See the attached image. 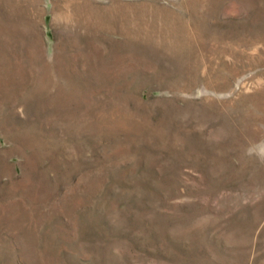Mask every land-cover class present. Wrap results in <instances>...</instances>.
Returning <instances> with one entry per match:
<instances>
[{"label": "rangeland", "instance_id": "rangeland-1", "mask_svg": "<svg viewBox=\"0 0 264 264\" xmlns=\"http://www.w3.org/2000/svg\"><path fill=\"white\" fill-rule=\"evenodd\" d=\"M0 264H264V0H0Z\"/></svg>", "mask_w": 264, "mask_h": 264}]
</instances>
